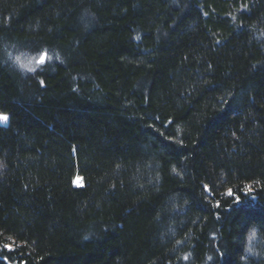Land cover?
I'll use <instances>...</instances> for the list:
<instances>
[{
	"label": "trees",
	"instance_id": "obj_1",
	"mask_svg": "<svg viewBox=\"0 0 264 264\" xmlns=\"http://www.w3.org/2000/svg\"><path fill=\"white\" fill-rule=\"evenodd\" d=\"M0 115V264H264V0H0Z\"/></svg>",
	"mask_w": 264,
	"mask_h": 264
},
{
	"label": "snow or ice",
	"instance_id": "obj_2",
	"mask_svg": "<svg viewBox=\"0 0 264 264\" xmlns=\"http://www.w3.org/2000/svg\"><path fill=\"white\" fill-rule=\"evenodd\" d=\"M43 59V58H42ZM5 119H7L6 117H4V116H2V115H0V120H5Z\"/></svg>",
	"mask_w": 264,
	"mask_h": 264
},
{
	"label": "rangeland",
	"instance_id": "obj_3",
	"mask_svg": "<svg viewBox=\"0 0 264 264\" xmlns=\"http://www.w3.org/2000/svg\"><path fill=\"white\" fill-rule=\"evenodd\" d=\"M6 120H0V124H5Z\"/></svg>",
	"mask_w": 264,
	"mask_h": 264
}]
</instances>
